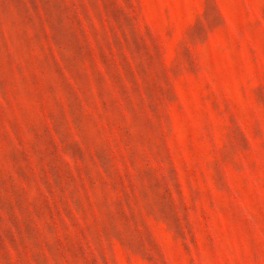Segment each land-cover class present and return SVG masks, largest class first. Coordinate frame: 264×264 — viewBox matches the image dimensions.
<instances>
[{
	"label": "rangeland",
	"instance_id": "rangeland-1",
	"mask_svg": "<svg viewBox=\"0 0 264 264\" xmlns=\"http://www.w3.org/2000/svg\"><path fill=\"white\" fill-rule=\"evenodd\" d=\"M0 264H264V0H0Z\"/></svg>",
	"mask_w": 264,
	"mask_h": 264
}]
</instances>
